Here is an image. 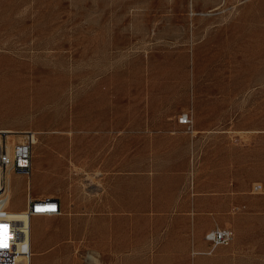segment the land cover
I'll return each instance as SVG.
<instances>
[{
  "label": "rangeland",
  "instance_id": "374dc122",
  "mask_svg": "<svg viewBox=\"0 0 264 264\" xmlns=\"http://www.w3.org/2000/svg\"><path fill=\"white\" fill-rule=\"evenodd\" d=\"M12 78L0 130L33 133L31 196L61 201L29 220L10 171L19 264H264V0H0Z\"/></svg>",
  "mask_w": 264,
  "mask_h": 264
},
{
  "label": "built area",
  "instance_id": "2783aa9c",
  "mask_svg": "<svg viewBox=\"0 0 264 264\" xmlns=\"http://www.w3.org/2000/svg\"><path fill=\"white\" fill-rule=\"evenodd\" d=\"M178 123L189 129L191 119L188 114H181L178 116ZM32 148L33 135L31 133L22 142L16 143L11 153H8L4 147L0 150V226L4 227V231L0 232V264H19L21 259H29L32 254L29 227L19 228L14 221L7 217L9 206L3 180V174L7 168L26 178L25 211L29 220L38 215H55L61 210L59 200L34 198L30 194L27 179L31 172ZM259 188V185L253 186L254 191H258ZM206 237L215 247L229 243L232 239V231L228 228H216L210 231Z\"/></svg>",
  "mask_w": 264,
  "mask_h": 264
},
{
  "label": "bare ground",
  "instance_id": "6f19581e",
  "mask_svg": "<svg viewBox=\"0 0 264 264\" xmlns=\"http://www.w3.org/2000/svg\"><path fill=\"white\" fill-rule=\"evenodd\" d=\"M4 82L3 81H0V96L2 95V91L3 90H6L8 87H10V86H12L14 84L15 79L14 78L10 79L8 81V83H4ZM13 132H16V131H12L11 129L0 130V133L1 134H6V137L4 139V143H3V140H2V135L0 134V150H1V148L3 149V147H4V149H6V151L8 153H11L12 152L13 146L16 144L15 143V137H14L15 135L13 134ZM20 133L24 137H26L28 134H31L30 132H27L26 133V131H21ZM20 133H19V135H20ZM32 135H33V133H32ZM18 140L20 142H22L24 139L23 138H19ZM33 143H34V136H33ZM31 157H32V155H31ZM56 158L53 157L52 155H50V159H51V169H54V172L55 173H59V172H62L61 171L62 168H61L60 162H58ZM43 164H44V161H42V163H41V168H43V166H42ZM36 167L37 166H35V168H32V164H31V172H30L29 177L27 179V184L29 185V191H30V188L32 186L33 180H35V182H36V180L38 179V176H39V172H38V170H37ZM9 169L10 168H7L4 171V174H3V180H4V183H5V191H6V194H7V204L9 206L8 216L7 217L9 218V220L14 221L19 228L20 227L21 228L29 227L30 232H31L32 231L31 222H29L27 220H24L23 217L22 216L20 217V215L17 213V210H13V209L10 208L11 203H10V185H9V182H10L9 181L10 174L9 173H10L11 170H9ZM3 228L4 227H1L0 226V232L1 231H4ZM24 230H26V229H24ZM22 261H23V259H21L20 262H22Z\"/></svg>",
  "mask_w": 264,
  "mask_h": 264
},
{
  "label": "crops",
  "instance_id": "0c3cea01",
  "mask_svg": "<svg viewBox=\"0 0 264 264\" xmlns=\"http://www.w3.org/2000/svg\"><path fill=\"white\" fill-rule=\"evenodd\" d=\"M179 125H181V124H179ZM181 126H183V125H181ZM185 127V126H184ZM59 203H60V206H61V201L59 200ZM60 212H61V210H60ZM60 212L59 213H57V214H60ZM56 215V214H55ZM38 216H42V215H38ZM112 248H114V245H112L111 246ZM110 247V248H111ZM117 248H114V251L116 250ZM113 250V249H112Z\"/></svg>",
  "mask_w": 264,
  "mask_h": 264
}]
</instances>
